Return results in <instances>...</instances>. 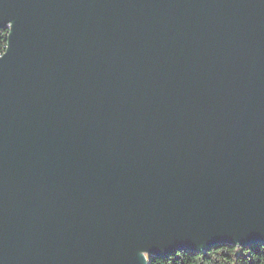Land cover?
Returning a JSON list of instances; mask_svg holds the SVG:
<instances>
[{"label": "water", "instance_id": "water-1", "mask_svg": "<svg viewBox=\"0 0 264 264\" xmlns=\"http://www.w3.org/2000/svg\"><path fill=\"white\" fill-rule=\"evenodd\" d=\"M0 264H149L264 243V0H0Z\"/></svg>", "mask_w": 264, "mask_h": 264}, {"label": "trees", "instance_id": "trees-1", "mask_svg": "<svg viewBox=\"0 0 264 264\" xmlns=\"http://www.w3.org/2000/svg\"><path fill=\"white\" fill-rule=\"evenodd\" d=\"M8 33L0 30V42L7 41ZM149 264H264V243L219 244L205 252L179 251L166 258L149 257Z\"/></svg>", "mask_w": 264, "mask_h": 264}, {"label": "built area", "instance_id": "built-area-1", "mask_svg": "<svg viewBox=\"0 0 264 264\" xmlns=\"http://www.w3.org/2000/svg\"><path fill=\"white\" fill-rule=\"evenodd\" d=\"M8 48V41L0 42V56H2Z\"/></svg>", "mask_w": 264, "mask_h": 264}, {"label": "bare ground", "instance_id": "bare-ground-1", "mask_svg": "<svg viewBox=\"0 0 264 264\" xmlns=\"http://www.w3.org/2000/svg\"><path fill=\"white\" fill-rule=\"evenodd\" d=\"M4 29L8 30V32L10 33L9 28H4ZM0 30H1V29H0ZM9 33H8V35H9ZM7 41H8V37H7Z\"/></svg>", "mask_w": 264, "mask_h": 264}]
</instances>
